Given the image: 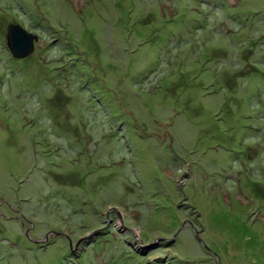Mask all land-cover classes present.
Wrapping results in <instances>:
<instances>
[{
	"label": "rangeland",
	"instance_id": "obj_1",
	"mask_svg": "<svg viewBox=\"0 0 264 264\" xmlns=\"http://www.w3.org/2000/svg\"><path fill=\"white\" fill-rule=\"evenodd\" d=\"M261 112L264 0H0V264H264Z\"/></svg>",
	"mask_w": 264,
	"mask_h": 264
},
{
	"label": "water",
	"instance_id": "obj_2",
	"mask_svg": "<svg viewBox=\"0 0 264 264\" xmlns=\"http://www.w3.org/2000/svg\"><path fill=\"white\" fill-rule=\"evenodd\" d=\"M6 27V47L9 49L11 56L14 59L29 56L35 49L34 43L38 41V37L19 23H9Z\"/></svg>",
	"mask_w": 264,
	"mask_h": 264
},
{
	"label": "trees",
	"instance_id": "obj_3",
	"mask_svg": "<svg viewBox=\"0 0 264 264\" xmlns=\"http://www.w3.org/2000/svg\"><path fill=\"white\" fill-rule=\"evenodd\" d=\"M36 22H37V20H36ZM261 113H262V115H264V112H261ZM261 113H260V114H261ZM260 118H264V117H263V116H260Z\"/></svg>",
	"mask_w": 264,
	"mask_h": 264
}]
</instances>
